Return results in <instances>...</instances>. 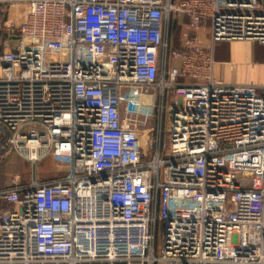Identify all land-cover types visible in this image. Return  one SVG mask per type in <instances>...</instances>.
Wrapping results in <instances>:
<instances>
[{
    "label": "built area",
    "instance_id": "2783aa9c",
    "mask_svg": "<svg viewBox=\"0 0 264 264\" xmlns=\"http://www.w3.org/2000/svg\"><path fill=\"white\" fill-rule=\"evenodd\" d=\"M235 39L264 0H0V144L66 166L0 186V264H264V84L213 75Z\"/></svg>",
    "mask_w": 264,
    "mask_h": 264
},
{
    "label": "crops",
    "instance_id": "0c3cea01",
    "mask_svg": "<svg viewBox=\"0 0 264 264\" xmlns=\"http://www.w3.org/2000/svg\"><path fill=\"white\" fill-rule=\"evenodd\" d=\"M202 36L206 42V35ZM214 56L213 75L218 81L264 84V43L252 39L222 40L216 43Z\"/></svg>",
    "mask_w": 264,
    "mask_h": 264
},
{
    "label": "rangeland",
    "instance_id": "374dc122",
    "mask_svg": "<svg viewBox=\"0 0 264 264\" xmlns=\"http://www.w3.org/2000/svg\"><path fill=\"white\" fill-rule=\"evenodd\" d=\"M25 4H19L8 14V24L17 25L24 16ZM180 29H176V36L173 38L174 44L179 46L180 42ZM139 127L141 131V139L146 144L147 138H152L155 133L150 129L153 127L156 119H148L145 121L144 117L139 118ZM3 137V132L0 129V138ZM1 147V144H0ZM50 163L46 164L44 159L39 160L37 163L32 164L30 161L23 159L16 153H7L0 148V185H8L12 183V179L18 177L21 183L28 181L33 176H38L51 180L59 178L66 173V166H60L58 162L51 157Z\"/></svg>",
    "mask_w": 264,
    "mask_h": 264
},
{
    "label": "trees",
    "instance_id": "16d2710c",
    "mask_svg": "<svg viewBox=\"0 0 264 264\" xmlns=\"http://www.w3.org/2000/svg\"><path fill=\"white\" fill-rule=\"evenodd\" d=\"M1 149H3L4 150V152H6V146H5V144H1V147H0ZM50 159H51V156H48V157H46V158H44V161H45V163L46 164H48V163H50L49 161H50ZM41 181H45V179L44 180H42V178H40V177H38ZM53 179H55V178H53ZM50 180V179H49ZM52 180V179H51ZM48 181V180H47ZM0 186H3V185H0Z\"/></svg>",
    "mask_w": 264,
    "mask_h": 264
},
{
    "label": "water",
    "instance_id": "95a60500",
    "mask_svg": "<svg viewBox=\"0 0 264 264\" xmlns=\"http://www.w3.org/2000/svg\"><path fill=\"white\" fill-rule=\"evenodd\" d=\"M174 27H175V21L173 22L172 29H174ZM0 128H2L1 125Z\"/></svg>",
    "mask_w": 264,
    "mask_h": 264
}]
</instances>
